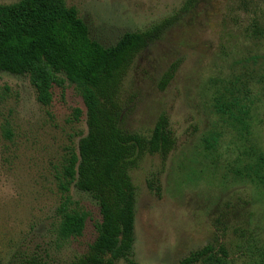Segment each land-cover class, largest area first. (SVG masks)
Masks as SVG:
<instances>
[{"label":"rangeland","instance_id":"1","mask_svg":"<svg viewBox=\"0 0 264 264\" xmlns=\"http://www.w3.org/2000/svg\"><path fill=\"white\" fill-rule=\"evenodd\" d=\"M65 2L104 47L125 32L166 23L136 56L121 90L123 129L148 136L165 115L175 139L165 160L145 155L130 172L136 190L131 264H177L215 241L230 264H264V191L231 172L253 162L244 151L264 154V0H198L187 8L186 0ZM253 25L262 37L252 34ZM174 65L173 78L162 85ZM235 79L253 83L244 138L212 106L215 89ZM28 80L0 72V87L9 89L0 100V264L18 250L47 252L64 263L87 250L100 220L95 201L72 187V200L90 217L81 237L56 247L55 175L65 147L76 146L87 132L84 115L73 120V109L84 114L85 108L67 82L55 86L51 104L42 106ZM6 126L10 139L3 135ZM210 132L220 138L213 155L205 156L202 139ZM152 179L157 193L149 187Z\"/></svg>","mask_w":264,"mask_h":264},{"label":"trees","instance_id":"2","mask_svg":"<svg viewBox=\"0 0 264 264\" xmlns=\"http://www.w3.org/2000/svg\"><path fill=\"white\" fill-rule=\"evenodd\" d=\"M198 0H186L191 7ZM165 21L142 31L125 32L109 47L91 39L77 10L65 0H18L0 4V72L29 79L36 101L49 106L53 88L72 85L81 97L84 114L73 109V120L84 115L87 132L76 146H66L55 175L59 202L51 224L58 249L83 235L90 214L70 195L72 187L88 194L98 206L100 220L94 223L95 237L80 256L56 263L49 253L18 250L7 264H117L132 263L136 190L130 172L145 155L165 160L175 145L168 119L160 115L148 136L123 129V81L136 56L153 42ZM256 38L263 30L252 26ZM176 71L172 66L161 82L165 85ZM251 79L228 81L212 94L214 112L244 138L249 134ZM0 87V100L8 93ZM6 139L12 137L8 126ZM220 134L210 132L202 139L203 151L213 155ZM244 156L252 163L231 169L240 180L264 191V154L259 150ZM217 159L212 158L215 163ZM156 193L157 180L149 181ZM154 186H156L154 188ZM177 264H230L224 247L217 241L191 252Z\"/></svg>","mask_w":264,"mask_h":264}]
</instances>
